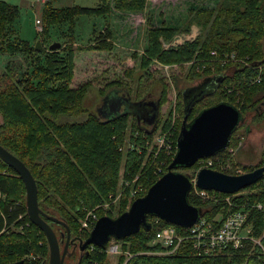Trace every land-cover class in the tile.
Segmentation results:
<instances>
[{
	"label": "trees",
	"instance_id": "1",
	"mask_svg": "<svg viewBox=\"0 0 264 264\" xmlns=\"http://www.w3.org/2000/svg\"><path fill=\"white\" fill-rule=\"evenodd\" d=\"M146 2L99 0L93 7L77 4L54 7L46 2L42 8L43 31L49 36L52 27L67 22L73 33L75 18L78 16H104L113 9L139 12L144 9ZM187 13L188 26L195 24L200 28V33L192 41L164 49L160 40H172L181 29L176 26L151 25L147 30L148 43L140 58L143 73L148 75L146 78L151 76L147 67L152 59L174 69L190 62L191 66L183 77L188 83L195 79L205 81L224 73L222 80L219 83L216 81L217 86L213 91L192 104L188 121L202 109L220 102L234 105L243 116L252 112L253 122L264 117V0H218L213 7H191ZM18 15L17 5L0 0V54L21 53L31 57L37 53L41 56L43 49L36 50L28 41L12 32L11 26ZM10 34L14 35L15 40L5 41ZM112 45L111 30L105 27L97 32L89 45L73 47L72 44H64L56 50H47L42 58L31 62L32 68L19 77L15 63L9 62L0 75V145L28 167L37 185L40 209L63 221L69 228L71 239L88 237V231L84 237L78 235V228L80 220L89 211H93L99 218L104 215L115 217L126 210L124 197L116 207L112 206L117 211L114 216L111 211L104 214L102 206L110 201V195L114 197L119 190V171L123 158V152L119 149L127 135L126 131L129 130L130 138L135 130L140 134L149 133L146 129L148 127L138 125L135 118L129 126L128 119L131 115L128 113H121L112 119L101 118L96 114H88L82 120L74 119L85 112L83 99L91 86L89 82L77 87L72 85L77 52L111 51ZM230 54L248 64L228 62L220 66L221 60L230 58ZM202 65H205L204 70L196 72L195 69H201ZM209 66L214 67V71H210ZM258 67H261V80L253 83L251 79L256 75ZM229 74L233 75L229 77ZM172 80L176 84L175 76H172ZM183 91L177 92V109L182 114L179 128L184 111ZM145 92L140 91L139 85L136 99L148 94L147 90ZM165 97L166 84L163 82L158 98V121ZM61 115L70 116L71 121L57 122L56 118ZM236 129L231 134L228 147L234 144ZM178 133L179 131L177 135ZM135 149L136 147L129 149L132 152L124 159V176L132 178L139 173L137 183L144 184L145 188L137 198L158 177L153 173L151 160L147 161V170H141L142 156L135 154ZM225 151L209 157L224 159ZM163 157L160 154L155 160L161 163ZM171 160L167 159L162 166L164 172ZM261 165H264V148L260 163L254 168ZM197 166L198 161L190 167H177L174 170H192L193 174ZM186 175L192 178V175ZM262 182L264 173L256 183L233 194H219L220 197L230 195L234 203L246 205L253 238L260 237L264 228V214L254 207L257 202H264ZM187 199L207 219L218 213L225 215L228 208L233 209L224 200L203 201L194 195L192 189ZM156 219L157 217L148 215L147 221L151 225L149 230L141 227L137 233L117 240L120 253L116 264H264L263 249L250 239H243L238 248L229 246L212 256L197 255L187 242L182 243L174 253H156L160 248L150 245L151 239L158 229L171 224L159 218L156 222ZM47 221L56 234H65L62 225ZM18 228L21 230H17ZM108 246L109 244L94 246L92 250L88 246L82 252L79 264H110L106 252ZM48 251L44 234L29 221L26 214L25 188L21 178L0 159V264L20 259H23V264H42L43 261L47 262ZM65 263L76 264V261Z\"/></svg>",
	"mask_w": 264,
	"mask_h": 264
},
{
	"label": "rangeland",
	"instance_id": "2",
	"mask_svg": "<svg viewBox=\"0 0 264 264\" xmlns=\"http://www.w3.org/2000/svg\"><path fill=\"white\" fill-rule=\"evenodd\" d=\"M9 1L15 2L16 0ZM56 1L57 0H25V7L20 10L21 12H19L18 18L13 22L14 24L18 21L16 27L11 26L13 28L12 32H18V37L28 40L29 42L34 41L36 43V41L39 40L41 43V49H43L44 53L47 50L49 51V45L53 42H59L61 47L64 46V44H72L73 47L86 46L91 44L97 32L104 30L105 27L110 28L112 33L113 48L111 51L77 52L75 57L76 69L72 79V85L77 87L83 83L89 82L91 86L83 99L85 112L82 113L79 118L74 119H85L88 114H96V116L100 117L99 114L96 113L98 106L104 100L106 94L113 89H116L118 94L123 93V95H125L128 93L131 98L136 99L135 94L140 85V91L144 93L147 90L149 93V99L156 101L159 98L163 82L166 84V99L164 104L160 107V120L158 121L157 118V122L153 127L147 126L148 128L146 129L149 130V133L143 132L140 134L138 130H135L133 132V137L130 138V132L127 130V135L124 141L125 145L119 149L123 152L119 171V190L117 191V194L114 195V198L112 197L113 195H110L109 197L113 198L112 201H116L113 207H116L123 197L126 198L127 210L131 202L135 199L132 198L133 190L140 188V191H142L145 188L144 184L137 183L139 173L132 178H126L124 176V159H126L129 152H132L129 150V147H136L133 152L142 156L140 164L141 170H147L146 164L148 160L152 161L151 165L155 171L160 166L162 167L163 165H161L159 160H155L160 154H163L164 156L162 161L166 162L167 159L168 161L171 160L176 151V135L177 131L180 129L179 123L182 118V114L177 109V103L179 102L177 92L179 90L182 91L187 87H193V85L201 83L202 81L200 79H195L188 83L186 82V79L183 78L188 72L189 66H191L190 62L174 69L155 59H152L147 67L151 76L146 78L148 75L146 76L143 73L144 71L140 65V58L144 55V50L148 43L147 30L151 25L176 26L181 29V32L176 33L172 40H160L161 46L164 49L175 47L186 41H192L197 34L200 33V28L195 24H191L190 27L188 26V10L191 7L198 6L213 7L218 0H146V5L142 11L131 12L117 11L113 9L110 11V14L104 16H78L75 18L76 23L73 33L69 30L66 22L52 27L49 36H46L43 31L44 24L42 20V8L46 2L51 3L54 7H60L67 4V1L63 0L58 6H56ZM98 2L99 0H72L71 4L93 7L96 6ZM120 12L124 14H119ZM35 19L41 20L40 23L36 24ZM18 26L19 29L17 28ZM188 27L189 30H186ZM8 40H15L14 35H8L5 41ZM52 50H56V48ZM43 54L40 56L39 54L34 53L31 57L25 56L21 53L0 54V75L5 71L7 63L14 62L18 74L17 77H19L32 68L31 62L33 60L36 58H42ZM195 70L197 72V69ZM129 73L130 76L128 75ZM232 75L229 74V77ZM172 76L177 78L176 84L172 80ZM236 81L237 79L235 82ZM111 82L115 83L106 86ZM207 84L208 80L204 81L201 88L207 87ZM210 91L211 88L207 87L206 92ZM133 118L134 116L131 114V117L128 119L129 126L133 123ZM1 121L2 118L0 115V123ZM56 121L65 122L71 120L70 116L61 115L56 118ZM140 124L143 125L142 122H140ZM172 124L173 128L169 130ZM238 126L239 128H237L234 133V144L230 145L227 149H224L226 150L223 154L225 157L224 159H220V157L199 159L198 166L193 171V174H191L192 170H183L182 173H188L189 175H192L193 178L196 176L197 171L203 166L222 172H228L229 170H226L223 167L226 164H229V166L234 168L235 166H238L242 168L244 172L250 171L249 168L252 169V167L254 169V167L260 163L261 152L264 148V117L253 122L252 112H247L243 116V121ZM164 139H169L171 141L169 146L166 145ZM163 148L168 150L166 151ZM208 158L210 159L206 160ZM165 172L163 171V173ZM156 177L159 178L160 176ZM262 186H264V182H262ZM258 203L264 202H257L256 204ZM103 211L104 214L111 211L113 216L117 213L113 208ZM84 220L85 218L80 220L78 228V235L81 237H84L87 231L90 232L91 230L90 227L85 228L82 226L81 222ZM17 230H21V228H18ZM263 232L264 228L262 230V233ZM57 236L60 237L58 233ZM112 242H114L113 244L115 245L119 243L117 242V239L111 238L109 245H111ZM62 246L63 243L61 244V248ZM75 253L78 255L77 246ZM119 253L120 251L116 254H108V262L110 264H116L117 255Z\"/></svg>",
	"mask_w": 264,
	"mask_h": 264
},
{
	"label": "water",
	"instance_id": "3",
	"mask_svg": "<svg viewBox=\"0 0 264 264\" xmlns=\"http://www.w3.org/2000/svg\"><path fill=\"white\" fill-rule=\"evenodd\" d=\"M34 47L36 50H42L39 40L36 41ZM59 47V42H53L49 45V50ZM223 77L219 75L214 78H218L219 83ZM214 78H208V82H214ZM216 86V83H214L210 87L211 91ZM198 88L194 91L195 93L189 96L192 98H184L183 119L176 139L177 149L167 171L142 196L135 198L123 213L116 217L100 216L85 239H71L69 228L63 221L47 215L40 209L37 185L32 173L21 159L0 145V159L12 168L23 182L28 219L46 238L49 250L48 259L47 262L43 261L42 264H66V257L70 258L75 252L76 246L78 256L75 261L76 264H79L82 252L90 245L103 247L108 244L111 238L123 239L137 233L141 227L149 230L151 225L147 221L148 215L181 227H190L199 219L202 213L201 210L190 204L187 199L193 184L186 174L174 169L177 167H190L199 159L212 156L226 149L231 134L243 121V115L234 105L220 102L202 109L188 121L192 104L201 96L211 92H206V87ZM130 99L129 94L120 95L116 89H113L106 94L96 113L105 119H112L121 113L134 115L130 111H122V106H125ZM157 112L158 102L153 104L152 120L147 123L148 125H155ZM263 173L264 165L236 175L203 167L196 173L195 186L199 189L233 194L256 183L262 178ZM47 220L62 225L65 234L60 233V237H58ZM69 242L75 244V249H72V251H69ZM23 262V259H20L6 264H23Z\"/></svg>",
	"mask_w": 264,
	"mask_h": 264
},
{
	"label": "built area",
	"instance_id": "4",
	"mask_svg": "<svg viewBox=\"0 0 264 264\" xmlns=\"http://www.w3.org/2000/svg\"><path fill=\"white\" fill-rule=\"evenodd\" d=\"M43 1V0H39ZM35 23L39 24L40 20L35 19ZM214 54V52H212ZM230 58H224V60H221L220 66H224V64L228 62H239L241 64L247 65V62H244L243 59L237 58L234 54H230ZM205 68V65H202V70L197 68V71H203ZM210 71H214V67L209 66ZM260 71L261 67L257 68L256 75L252 77L251 81L253 83L259 82L261 80L260 78ZM224 73L217 74L223 76ZM173 128L172 126L169 128V130ZM126 138V137H125ZM124 138V141H125ZM177 139V137H176ZM166 141V145L169 146V143L171 142L169 139H164ZM132 143V142H131ZM124 142L120 146V149L124 146ZM133 145V144H131ZM129 149H133L129 147ZM164 150H168L166 148H163ZM177 149V147H176ZM159 151V150H158ZM176 152V151H175ZM158 153V152H157ZM156 153V154H157ZM175 154V153H174ZM210 158L206 159L209 160ZM165 162L162 161L161 165H164ZM207 167V166H203ZM201 167V168H203ZM226 170H229V173L233 174H242L244 171L242 168L235 166L231 167L229 164H226L223 166ZM153 173L155 176H161L163 173V167H159L154 170ZM195 179L196 176L191 178V182L193 184L192 190L194 195H197L199 198H201L203 201L205 200H212V201H225L230 206L233 207V209L228 208L225 215H222L220 213L214 215L211 219H207L205 217L200 216L199 219L190 227H181L174 224L166 225L158 229L153 238L150 241V245L152 246H159L161 251H155L156 253L161 254H171L174 253L182 243L187 242V244L190 246L191 249L197 254L202 256H212L215 254H218L222 250L228 248L229 246L233 248H238L242 244L243 239H250L254 241L256 244H258L262 249L264 253V232L261 234L258 238H253L251 236L252 234V225L250 222H248L249 213L246 210L245 204H237L234 203L231 199L230 195L220 197V193L218 191L214 190H205V189H199L195 186ZM140 188H136L133 190L132 198H136V196L139 194ZM114 198V197H113ZM113 198H110V201L103 204L102 208L104 210H110L112 206L115 204L116 201H112ZM256 209L261 211L264 214V203H258L254 205ZM98 219L97 215L90 211L86 214L85 220L81 222L83 227H90V229L93 227L95 221ZM158 221V218L155 220ZM111 243L106 249L107 254H116L119 250L118 244ZM110 244V241L108 242ZM94 245H90V249L92 250Z\"/></svg>",
	"mask_w": 264,
	"mask_h": 264
},
{
	"label": "flooded vegetation",
	"instance_id": "5",
	"mask_svg": "<svg viewBox=\"0 0 264 264\" xmlns=\"http://www.w3.org/2000/svg\"><path fill=\"white\" fill-rule=\"evenodd\" d=\"M214 79H215L214 82L213 81L208 82L207 87H211L214 83H216V80L218 81V78H214ZM201 85H202V83L201 84L198 83L196 85H193V87L185 88L184 91L182 92L183 97L184 98L185 97H189L191 94L195 93L194 91H196V89L198 87H201ZM148 94H146L143 98H139V99H133V98L130 97L131 99L128 101V103H126L125 106H122L123 107L122 111L126 110V111L132 112L134 114L132 116H134V118L136 119L138 125H141L140 122H142V124H143L142 126L146 125V126H149V127H153V125H148L147 123H149V121L152 120V118H151L152 107H153L154 103L158 102V100L152 101L151 99H149V97H148L149 95ZM189 98H192V97H189ZM157 114H158V112H157ZM181 123H182V121H181ZM155 128H157V127H155ZM72 249H75V244L70 243L69 244V251H72ZM76 257H77V255L74 252L70 256V258L66 257L65 262H69V261L70 262H74Z\"/></svg>",
	"mask_w": 264,
	"mask_h": 264
},
{
	"label": "crops",
	"instance_id": "6",
	"mask_svg": "<svg viewBox=\"0 0 264 264\" xmlns=\"http://www.w3.org/2000/svg\"><path fill=\"white\" fill-rule=\"evenodd\" d=\"M4 1H6L7 3H9V4H14V5H17L18 6V8H19V12H21L20 10L21 9H23V7H25V0H16L15 2L14 1H9V0H4ZM61 1H63V0H57L56 1V6H58V4L61 2ZM67 1V4H64V5H62V6H60V7H63V6H70V5H72L71 4V2H72V0H66ZM59 7V6H58ZM119 14H124V13H122V12H120ZM18 18V17H17ZM18 22V21H17ZM17 22H15L14 24H13V27L15 26L16 27V23ZM19 25V24H18ZM18 29H19V26L17 27ZM15 35L16 36H18V32H15ZM26 41H28V40H26ZM38 41V40H37ZM29 42V41H28ZM31 45H35V42L33 41V42H29ZM118 46H120V45H118ZM121 47H123V46H121Z\"/></svg>",
	"mask_w": 264,
	"mask_h": 264
}]
</instances>
